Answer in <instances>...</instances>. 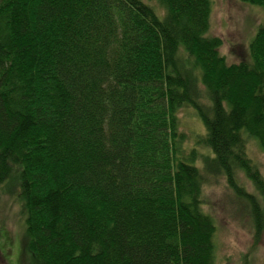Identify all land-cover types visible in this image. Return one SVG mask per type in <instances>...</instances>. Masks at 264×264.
Segmentation results:
<instances>
[{
    "label": "trees",
    "instance_id": "1",
    "mask_svg": "<svg viewBox=\"0 0 264 264\" xmlns=\"http://www.w3.org/2000/svg\"><path fill=\"white\" fill-rule=\"evenodd\" d=\"M156 1L0 0V183L18 182L32 264H214V172L264 228L237 177L264 198L244 136L264 151V20L228 63L212 0Z\"/></svg>",
    "mask_w": 264,
    "mask_h": 264
},
{
    "label": "rangeland",
    "instance_id": "2",
    "mask_svg": "<svg viewBox=\"0 0 264 264\" xmlns=\"http://www.w3.org/2000/svg\"><path fill=\"white\" fill-rule=\"evenodd\" d=\"M160 15L164 8L156 0H145ZM264 20L263 9L242 0H212L209 35L223 40L220 52L228 63L248 58V45ZM180 129L187 134V144L201 152L209 148L197 143L205 126L191 106L179 111ZM247 152L264 177V151L259 143L244 132ZM202 145V146H201ZM202 189L203 210L216 224L214 235V264H264V228L255 234L253 216L244 199L239 198L221 172H214ZM237 177L245 188L254 193L264 205L262 194L240 169ZM17 178V176L15 177ZM10 183V184H9ZM20 189L15 179L0 183V264H32L24 247L26 237L25 213Z\"/></svg>",
    "mask_w": 264,
    "mask_h": 264
}]
</instances>
